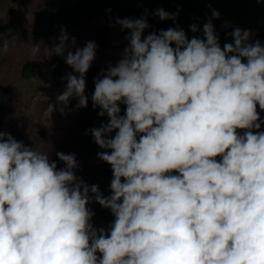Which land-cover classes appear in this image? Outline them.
<instances>
[{
  "label": "clouds",
  "instance_id": "obj_1",
  "mask_svg": "<svg viewBox=\"0 0 264 264\" xmlns=\"http://www.w3.org/2000/svg\"><path fill=\"white\" fill-rule=\"evenodd\" d=\"M116 23L128 46L94 80L93 108L108 122L89 130L111 194L77 177L74 154L57 152L58 169L47 150L0 131V264H264V46L236 28L221 48L212 19L203 39L179 28L144 37L146 18ZM67 39L62 29L49 54ZM95 55L94 42L67 51L78 75L51 111L73 98L87 107ZM92 202L114 216L107 231L91 223Z\"/></svg>",
  "mask_w": 264,
  "mask_h": 264
},
{
  "label": "rangeland",
  "instance_id": "obj_2",
  "mask_svg": "<svg viewBox=\"0 0 264 264\" xmlns=\"http://www.w3.org/2000/svg\"><path fill=\"white\" fill-rule=\"evenodd\" d=\"M85 7L84 0H0V89L10 93L9 106L0 114V131L27 147L47 150L58 169L65 165L56 153H74L76 121L83 109L76 103L63 112L58 106L51 111L66 88V76L76 74L65 63L67 51L75 52L88 42L96 44L95 59L85 76V95L90 99L94 80L115 66L128 46L127 34L116 23L118 17L88 18ZM62 29L68 37L66 51L49 54L60 43ZM27 63L35 72L30 78L22 76Z\"/></svg>",
  "mask_w": 264,
  "mask_h": 264
},
{
  "label": "trees",
  "instance_id": "obj_3",
  "mask_svg": "<svg viewBox=\"0 0 264 264\" xmlns=\"http://www.w3.org/2000/svg\"><path fill=\"white\" fill-rule=\"evenodd\" d=\"M86 2L85 15L88 18L97 16H116L120 19L146 18L149 27L145 29L143 36L151 33L159 34L161 30L169 28L182 29L188 39L203 36V25L212 19L214 31L218 36L219 44L223 48L225 43H233L231 33L234 29L250 30L254 32L250 43L257 40L264 46V0H84ZM163 9L168 13L175 14V19L161 20L156 11ZM213 11L219 12L218 18H212ZM197 26V32L193 33L192 25ZM123 31L130 35L129 30ZM34 68L27 63L22 68V76L30 78L34 75ZM92 97V96H91ZM10 102L8 89H0V114L6 111ZM77 103L71 99L69 106ZM121 115L126 106L121 104ZM100 109L93 108L91 98L88 99L87 107L83 108L76 121V139L74 140V155L77 159L78 168L75 170L77 177L83 178L88 185H98L101 193L108 196L113 172L111 165L102 161L98 153L105 151L95 144L90 129L100 127L108 122L107 115H98ZM259 111V108H258ZM264 119V111L260 112ZM243 134V130H238ZM264 131V125L261 127ZM115 133L113 132L112 135ZM219 160L220 158L217 157ZM177 174V173H173ZM89 208L94 212L93 226L100 222L105 223L107 230L114 221L110 209L102 208L94 202ZM105 220V221H104Z\"/></svg>",
  "mask_w": 264,
  "mask_h": 264
},
{
  "label": "flooded vegetation",
  "instance_id": "obj_4",
  "mask_svg": "<svg viewBox=\"0 0 264 264\" xmlns=\"http://www.w3.org/2000/svg\"><path fill=\"white\" fill-rule=\"evenodd\" d=\"M107 194H108V195L111 194V189L107 190ZM92 203H94V202H92ZM92 203H90V204H92ZM93 219H94V218H92V220H93ZM104 221H105V220H104ZM97 226H99V228H103V229H105V231H107V227H106L105 223L100 222L99 224H97Z\"/></svg>",
  "mask_w": 264,
  "mask_h": 264
}]
</instances>
